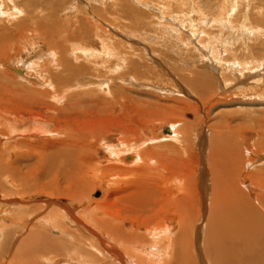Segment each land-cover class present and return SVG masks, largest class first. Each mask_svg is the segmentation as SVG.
I'll return each instance as SVG.
<instances>
[{
	"label": "rangeland",
	"instance_id": "374dc122",
	"mask_svg": "<svg viewBox=\"0 0 264 264\" xmlns=\"http://www.w3.org/2000/svg\"><path fill=\"white\" fill-rule=\"evenodd\" d=\"M125 1L0 0V30L35 21L58 32L70 16L76 19L80 39L92 35L98 47L103 35L111 36L125 57L120 67L114 56L111 63L99 66L92 64L95 59L91 62L89 55L76 53L70 42L61 47L67 59L90 63V69L71 86L59 85L60 98L79 97L89 90L94 96L106 95L97 87L101 79L106 81L107 98L133 104L139 111L127 118L116 111L113 117L136 125L138 147L149 157L137 161V151L125 149L132 145L124 144L131 137L109 130L117 140L116 152L122 151L121 159L109 157L105 144L111 142L105 135L102 147L83 158L87 161L72 181L55 177L40 161L43 155L53 154L57 136L45 134L49 125L34 113L41 110L38 89H49L40 85L38 70L50 53L42 39L35 43L38 34L30 27L19 38V47L10 36L0 38V264H211L202 241L212 189L224 162L233 165L228 170H234L237 187L252 201L258 198L254 205L264 218V0ZM18 8L22 13L10 18ZM80 39L76 36L75 45L85 47L86 39ZM231 61L237 62L231 66ZM202 77L208 82L201 85ZM14 102L20 107L16 109ZM170 125L177 136L169 137ZM148 185L156 195L164 186L184 188L173 198L183 195L188 217L192 221L197 217L195 225L185 226L186 249L180 260L169 258L178 222L173 221L175 230L164 237L174 214L166 219L155 214L152 219L146 212L149 219L143 223L145 217L142 222L140 218L145 213L140 217L128 211L130 198ZM122 216L127 219L121 220ZM102 219H110L125 234H138L134 243L131 238L125 244L114 238L116 243L120 240L116 250L122 262L115 254L110 256L106 244V248L101 245L99 237L106 233L96 224ZM155 249L163 253L152 255Z\"/></svg>",
	"mask_w": 264,
	"mask_h": 264
},
{
	"label": "bare ground",
	"instance_id": "6f19581e",
	"mask_svg": "<svg viewBox=\"0 0 264 264\" xmlns=\"http://www.w3.org/2000/svg\"><path fill=\"white\" fill-rule=\"evenodd\" d=\"M123 1L125 3H127L125 0H123ZM223 1L230 3L232 0L231 1L230 0H223ZM246 1L249 2L248 0H246ZM221 2H222V0H221ZM219 3H220V1H219ZM223 4H225V3H223ZM234 4L235 3H231V6L232 5L234 6ZM124 6H127V5L125 4ZM21 10L18 8L17 12L15 11V13H11V17L10 16L9 17L12 18L13 16L14 17L18 16L19 14L22 13ZM23 11H24V9H23ZM197 11H198V8H197ZM2 12H3V10H2ZM200 12H201V10H200ZM21 20L27 21L25 18H22ZM75 20H76L75 17L70 18V16H68L67 22H65L64 24H61L60 30L58 32H54V31H52V29H50L48 27L46 28L43 23L39 24V22H35V21H32V23H29V24L23 23V22H18L14 26L13 29H10V30L2 29V30H0V38H2V37L4 38V36H6V35L10 36V37H12L11 38L12 40L15 39V41H17L16 42V45H17V43H19V40H20L19 38H21L24 34H26L25 30H27L28 27H30L34 30L35 33L38 34L37 36H35V39L38 40L35 43L38 44L41 39L43 40V42L46 43L48 53H50V54H48V59L45 61V63L40 62V64L41 63L42 64L40 65L38 71L40 72V76L42 78V79H40V82H39L40 85H41V83H43L42 85H47V87L49 86L48 87L49 89H45V90H39L38 89V91L41 93V98H39V102H38L39 105L37 107H39L42 111L39 110L37 112L34 110V113L35 114H41V117L49 125V126L45 127L43 130L45 132V134H48V133L56 134L57 138L55 140H53L54 147H55V150L53 149V151L51 152L53 154L50 157L46 156V155H49L50 153H47L45 155L42 154L43 156L41 158L40 165L44 166L46 169L50 168V170L53 172L52 174H54L55 177L61 175L66 180V182L72 181L71 179L74 178L75 175H77L76 173H78L80 171L81 166L85 163V160L87 161V159H83V158H85V156H88V154L91 156V154L94 153V151L98 152L99 148L102 147V145H100V140L102 138H104L105 135H108V137H107L108 142H111V143L105 144L106 151L109 152V157L111 159H115V160L121 159V152L122 151L116 152L115 147L117 145V143H116L117 140L113 138L114 134H113V132H111L109 130H114V133H120L122 135L128 134L131 137V139L125 140L126 142L124 141V144H126V143L132 144V145L127 146V148H125V149L127 151L130 150L129 152H131V153H132V151L133 152L137 151V152H134L136 154V156H134V157H136L137 161L139 160L141 162H144L145 158H149L146 156L147 154H145L144 151L138 147L141 139L138 138L139 135H135L136 134L135 133V129H136L135 126L136 125H134V124L131 125L129 123L127 124V123H125L126 122L125 120H124L125 122H122V121H119L118 119L113 117L114 115H116L115 114V113H117L116 111H118L119 113H123V116L129 115V113H132L131 114V116H132L133 114L135 115L136 113H139V111L136 110V108L133 104H132V106L131 105L129 106V105H127V103L120 102L119 100H112V99L107 98V95L110 92H109V88H107L108 86L106 85V81L101 79L98 82L100 84L97 86L98 89H101L103 93H106V95L104 94L103 96H97V95L94 96L92 94V90H89V91H86L83 95H81L79 97L75 96L74 98L70 99L66 96L67 98L66 97L60 98L61 93H59V92L61 90V87L59 89L58 88L59 85L65 84L66 86H63L65 88L68 86H71L73 84L74 80L78 76L80 77L81 75H83V73H87V70L90 69V67H89L90 63L89 64H85V63L76 64V62L73 63L74 61L71 62L69 59L66 58L67 55H66L65 51L64 52L62 51L63 50L62 48H64L66 43L70 42L71 43L70 45H72V49H76V53L80 52V53H82V55H83V53L87 56L89 55L91 60L88 59L89 57L86 58V60H90L92 62V59L93 60L95 59L92 63L95 65L97 64L99 66H101V65L103 66L105 63L106 64L111 63L110 59L112 56L116 57V60H117L116 66L117 67L122 66L124 64V60H125L124 55L121 52H118V51H120L118 49V46L116 45L115 41L109 35L108 36H105V35L102 36L103 38L101 39V41L99 40L101 42V44L98 47H97V45H98L97 44V42H98L97 38L95 37V39H94V37H92V35L87 36L85 38H81L82 40L86 39V41H82V42L86 43L85 47L83 46L81 48L80 46L75 45L76 44V36L80 39V37L76 34V32H78L79 30H78V24H76ZM222 25L225 26L226 22H223ZM241 27H243V26H241ZM76 28H77V30H76ZM92 30H93V28H92ZM87 33H88V31H87ZM90 33H91V31H90ZM126 36H128V35H126ZM99 39H100V37H99ZM55 40H57V41H55ZM11 41H9V43ZM11 47H12V45H11ZM9 50L10 49H8L7 51H9ZM210 50H211V52H215V51H212V48H210ZM23 51H25V50H23ZM43 52H44V50H43ZM220 53H221V51H220ZM36 54H34V55L37 56V58H38V55H36ZM208 56H210V55L208 54ZM75 57L76 56H73L72 60H76L77 58H75ZM234 58H236V57H234ZM234 58H232V59H234ZM82 59L84 60L83 57H82ZM231 62H233L231 65V66H233L234 64H236L237 61H235V62L231 61ZM239 62L245 63V61H239ZM53 63H54V65H53ZM37 65H39V63ZM50 66H52V67H50ZM53 66H54V69H53ZM225 66H226V64H225ZM91 67H93V66H91ZM109 68H110V66H109ZM15 69L17 71L21 72V70H19L18 68H15ZM95 69L99 70V68H95ZM107 70H109V69H107ZM88 73H90V72H88ZM85 75L86 74H84V76H82V77L87 76V75L86 76ZM89 75L90 74H88V76ZM98 75H101V74L98 73ZM88 81H92V80L89 78ZM200 81H202L200 83L201 85L208 82L207 79H205L203 77L201 78ZM130 82H132V81H130ZM75 86H77V85H74V88H75ZM72 90H74V89L72 88ZM78 91H80V90H78ZM81 92H83V91H81ZM67 93H70V91L68 90ZM113 95H111L112 98H113ZM34 101H36V100H34ZM14 103L16 105V109H17V107H20V104H16V102H14ZM58 103H61V104H58ZM14 112H17V111H14ZM140 114H142V113H140ZM102 117L106 118L107 120L101 121L100 118H102ZM51 125H54V126H52L53 128L50 127ZM166 131L168 133H170V134H168L169 137H175L178 134V133H176L177 132L176 128L172 127L171 125L168 127V129ZM169 137L165 136L163 138L165 139V138H169ZM149 138L151 139V135H149ZM134 143H136V145H133ZM216 146H217V144H216ZM216 146L214 148V151L216 150ZM210 150H212V148H210ZM82 152H83V154H82V156H80ZM215 152H212V153H215ZM151 153L153 154V152H151ZM212 153H211V155H212V157H214ZM150 156H151V154H150ZM152 160H153V158H152ZM223 164H225V167H224L225 169L220 172V176L216 180V183L214 184V187L212 189L213 193L211 195L210 205H209V210H208V215H207L208 217H207V220L205 223V228H204V237H203L202 242L204 244V248H205L204 250L206 252V255H207L208 259L210 260L211 264H264V218H263V215L260 213L259 208L256 205H254V200L258 199V198L253 197V201H252L251 198H249L250 196L248 194H246V192H244L243 190L238 188L237 183L235 181L234 170H232V173H231V171L228 170L233 165H228L225 162ZM160 165H161V163H160ZM162 167H163V165H162ZM220 168L221 167H219V166L216 167V169H220ZM211 169L213 171V175H216L215 167H212ZM81 171H82V169H81ZM140 172H142V171H140ZM150 173L152 174L151 171H150ZM179 190H184V188H181L178 185L177 186L176 185L175 186H166V187L164 186L163 188L162 187L160 188V192L156 195L155 191L152 190L150 185H148V186H145L144 188H140L139 192L136 195H134L132 198H130L131 199V207H128L130 209L128 211H130L131 213L133 212L134 214L138 213L137 214L138 216L141 213L142 214L145 213V216H143L144 214L140 215V217L143 216V218L142 217L140 218L141 222L143 221V219L145 217V220L143 223H146V221L149 219V216L146 215V212H150V217L152 215L154 217H156L155 214L156 215L160 214L165 219L167 218L168 215L174 214L173 217L170 218L169 220H172L171 222H173V221L178 222L179 229L176 232V234H174V237L171 238V242H172V249L171 250L174 251L172 253V256L169 257V258H171V260L173 257L176 258L177 260H180L179 258H181L183 256L184 248L186 247V245H185L186 241L184 242L183 232L188 230V229L185 230V226L186 227L188 226V222L189 223L191 222V225L192 224L195 225V223L197 222V217L194 218L193 221H192L191 217H188V211H186V209L184 208V205H183V195L180 197L173 198L176 193L180 192ZM126 206H128V205L126 204ZM125 209H127V208H125ZM66 210L69 213H71V211L68 208H66ZM61 216H63V215H61ZM151 218L153 219V217H151ZM43 219H44V217H43ZM120 219L125 221L127 218L122 216ZM134 220H135V222H137L138 225L140 224L139 218H138V220L136 218H134ZM154 220H156V219H154ZM47 221H49V220H47ZM96 225H97V228L96 227L95 228L97 230H99L103 234L106 233V235H102V237H99L101 240V245H103V247H105L107 245L106 246L107 248L106 247L105 248L108 250V253H110V256L113 257L116 255L115 258L118 259L117 257H119L118 260H120V262H122L123 259L120 258V256L122 257V254H121V252L116 250V248H117L116 244L118 242L116 243L115 240L121 239L122 244H125L126 241L130 240V238H131V239H133L131 241L134 243L138 234H136L135 232H132V234L131 233L125 234V232L122 231V229H120L118 226L113 224V221H111L110 219L109 220H107V219L99 220L98 224H96ZM176 225L177 224L175 222H173V225H169V227L167 228V231H166L167 233H164V237H167V235L172 233L175 230ZM55 227H57V224ZM144 228H145V226H144ZM157 229H159V228H157ZM87 230H89V229L87 228ZM186 234H187V232H186ZM45 237H47V236H45ZM40 238H42V237H40ZM114 238H115V240H114ZM35 239H37V238H35ZM49 239H51V237ZM119 243H120V240H119ZM158 250L155 249L151 254L157 256V255H159L158 252L163 253V250L162 251L161 250L158 251ZM164 250H167V247H166V249L164 248ZM136 251H138V250H136ZM168 251H169V249H168ZM113 254H115V255H113ZM149 254H150V252H149ZM123 258H124V256H123ZM136 258H137V260L139 259L138 257H136ZM156 259H157V257H156ZM166 260L167 259H165L164 261H166ZM133 261H135V259ZM156 262L159 263L158 261H156ZM167 262L168 261H166V263ZM21 264H25V263H21ZM147 264H151V261H150V263H147Z\"/></svg>",
	"mask_w": 264,
	"mask_h": 264
}]
</instances>
